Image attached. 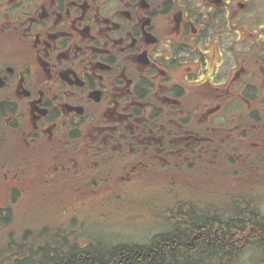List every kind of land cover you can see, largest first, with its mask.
<instances>
[{"label":"flooded vegetation","instance_id":"obj_1","mask_svg":"<svg viewBox=\"0 0 264 264\" xmlns=\"http://www.w3.org/2000/svg\"><path fill=\"white\" fill-rule=\"evenodd\" d=\"M142 188L264 220V0H0V250L18 205L43 244Z\"/></svg>","mask_w":264,"mask_h":264},{"label":"trees","instance_id":"obj_2","mask_svg":"<svg viewBox=\"0 0 264 264\" xmlns=\"http://www.w3.org/2000/svg\"><path fill=\"white\" fill-rule=\"evenodd\" d=\"M186 207L178 206L174 220L169 221L178 232L187 229L185 233H160L152 236L144 245L122 243L108 246L96 243L77 248L66 238L50 237L49 242L56 250L51 251L48 242H44V248L36 252V247L43 244L39 242L36 224H30L29 228L23 230L22 247L18 252L8 257L10 244L7 252L0 250L7 253L0 257V264H210L215 260L228 261L229 257L235 260L249 247L260 253V264H264V220L260 217L255 219L248 208L238 207L234 211L238 213L236 218L218 221L216 218H198L191 206L187 207L188 210ZM251 224L253 234L241 237L246 226ZM214 228L224 233H200L202 229ZM234 231L238 233L230 237L232 241L236 240L233 244L228 237Z\"/></svg>","mask_w":264,"mask_h":264},{"label":"rangeland","instance_id":"obj_3","mask_svg":"<svg viewBox=\"0 0 264 264\" xmlns=\"http://www.w3.org/2000/svg\"><path fill=\"white\" fill-rule=\"evenodd\" d=\"M178 190V189H177ZM181 192V190H178ZM187 191V190H186ZM161 193L160 189L142 188L139 194H136L132 202L128 204H98L94 213L83 221L82 229L76 228L71 234L68 232L65 238L67 242L76 244L79 247H86L96 243L108 246L117 244H138L143 245L148 243L151 236L167 230L169 227L164 214L171 210V207L177 209L179 206H174L167 201L163 200L160 195H155L149 199L152 193ZM163 193L166 197H170ZM220 195L223 197L225 189L219 190ZM230 192V196H233ZM212 196L208 191H204L200 197ZM238 196V195H236ZM143 198L142 204L139 203ZM259 208L264 214V199L259 198ZM228 202V201H227ZM137 204V205H136ZM220 205V204H219ZM182 206V204L180 205ZM196 207V205H192ZM22 207V208H21ZM221 207L225 209L227 206L222 204ZM16 214L8 220V244H10L11 253L8 252V257L15 254L22 247L21 235L25 228H29L30 224H36L35 227L46 221L45 218L39 217L36 211L24 214V206L18 205L14 208ZM128 211L131 218H125L121 212ZM225 210H222V212ZM52 223V222H50ZM45 229L51 228V224H44ZM40 226V225H39ZM32 228V227H31ZM0 229V244H3L6 238L5 233L2 234ZM45 242H49V237H46ZM25 244H23L24 246ZM9 250V248H8ZM7 252V251H5ZM7 253L0 251V257ZM13 258V257H12ZM258 254L253 250L245 249L235 260L227 264H260L258 263ZM11 259V258H10ZM9 264V263H8Z\"/></svg>","mask_w":264,"mask_h":264}]
</instances>
